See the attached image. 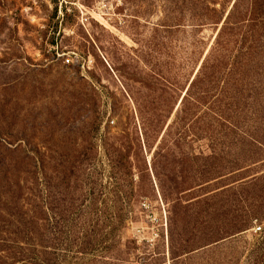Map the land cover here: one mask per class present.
Here are the masks:
<instances>
[{"label":"rangeland","instance_id":"374dc122","mask_svg":"<svg viewBox=\"0 0 264 264\" xmlns=\"http://www.w3.org/2000/svg\"><path fill=\"white\" fill-rule=\"evenodd\" d=\"M194 1L65 0L55 14L50 0H0V196L8 200L16 180L25 192L20 214L0 204V244L5 247L0 264H29V244L22 243L21 250L14 239L23 233L28 242L30 205L40 198L47 220L39 226L63 235V244L54 251L58 264L76 261L77 243L88 242L95 249L90 264H114L113 249L120 253L130 241L140 251L155 245L162 249L170 227L177 234L185 231L179 218L172 215L170 221L168 202L152 190L150 176L142 177L148 197L128 200L122 188L113 187L103 138L109 146V135L125 130L140 137L137 104L146 117L168 114L170 98L162 96L165 86L157 73L175 77L184 86L196 72L220 25L191 18ZM230 1L215 0V6ZM248 2L242 0L244 7ZM180 9H185L184 20L174 26ZM250 24L251 15L242 11L240 40L249 30L255 41ZM148 73L153 76L149 88ZM233 137L246 135L240 129L226 140ZM149 146L154 149V137ZM151 148H142L148 167ZM193 150L210 153L205 139L194 141ZM220 154L224 165L249 152L237 145L224 147ZM229 167L203 190L183 194L181 201L195 204L215 188L217 193H236L243 182L264 173L262 164L246 170ZM134 179L136 191L141 178L134 173ZM251 202L245 204L248 209ZM261 206L264 212V203ZM204 208L194 205L190 211ZM200 224L197 230L204 229ZM262 236L264 219L255 220L236 243L240 250L244 241ZM102 249L107 253L101 254Z\"/></svg>","mask_w":264,"mask_h":264},{"label":"trees","instance_id":"16d2710c","mask_svg":"<svg viewBox=\"0 0 264 264\" xmlns=\"http://www.w3.org/2000/svg\"><path fill=\"white\" fill-rule=\"evenodd\" d=\"M215 4V0H195L189 9L191 18L220 25L190 81L181 86L175 77L157 73L159 83L165 86L161 89L162 96L166 101L170 98L168 114L146 117L135 101L141 136L126 130L112 134L109 135V146L106 137L103 138L107 153L109 150L113 187L122 188L128 200L134 196L148 197L142 177L150 176L152 190H157L160 198L168 202L170 221L173 215L185 228L177 234L170 227L162 249L155 245L150 250L144 248L140 251L131 241L120 253L113 249L114 264H264V236L244 241L240 250L236 243V238L247 231L253 221L264 219L261 211L264 173L243 182L236 193L222 190L217 193L215 188L212 193L198 198L195 204L181 201L186 192L190 195L195 188L201 191L205 185L221 177L225 165L235 170H246L245 167L255 164L264 166V3L263 0H249L244 7L242 0H231L219 8ZM184 10L176 13L174 26L184 20ZM244 10L251 15L250 27L257 34L255 41L250 38L249 30L243 40L239 39V23ZM56 11L54 6L55 14ZM160 46L162 49L163 44ZM151 78L153 76L148 73L145 79L147 88ZM170 90L178 94L173 97L169 95ZM240 129L246 138L226 140L227 135H238ZM151 137L155 138L154 149L149 146ZM200 139L207 141L210 153L193 150V142ZM237 145L243 146L249 155L234 158L223 165L220 152L224 147ZM146 146L152 147L149 167L142 158V148ZM74 167L72 164L70 169ZM134 173L141 178L136 191ZM24 193V186L16 180L8 200L0 196V204L20 214ZM248 200L252 201L251 209L245 205ZM194 205H204L205 208L193 213L190 207ZM30 212V227L26 229L28 242L23 233L14 242L21 250L22 243L29 244V264H58L60 261L54 251L63 244L62 232H47L39 226L47 220L42 198L30 205ZM199 223L204 225L203 230L196 229ZM66 243L72 242L68 239ZM87 245L88 242L77 243L78 251L74 250L76 261L72 264L95 261L96 251L89 245L85 247ZM65 247L71 251L68 245ZM4 250V245L0 244V251ZM102 250L101 254L107 253V249ZM78 253L90 259L79 258ZM3 264L8 263L3 261Z\"/></svg>","mask_w":264,"mask_h":264},{"label":"built area","instance_id":"2783aa9c","mask_svg":"<svg viewBox=\"0 0 264 264\" xmlns=\"http://www.w3.org/2000/svg\"><path fill=\"white\" fill-rule=\"evenodd\" d=\"M50 1H53L54 2V5L57 7L58 11L60 12V9L63 5V3H65V0H50ZM67 63L69 62V59H66L65 60ZM256 230H260V227H256L255 228Z\"/></svg>","mask_w":264,"mask_h":264}]
</instances>
